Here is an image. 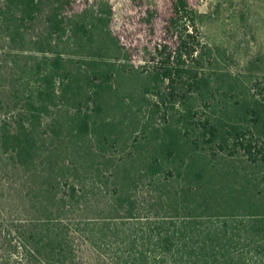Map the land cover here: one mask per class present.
I'll list each match as a JSON object with an SVG mask.
<instances>
[{"label": "trees", "instance_id": "16d2710c", "mask_svg": "<svg viewBox=\"0 0 264 264\" xmlns=\"http://www.w3.org/2000/svg\"><path fill=\"white\" fill-rule=\"evenodd\" d=\"M198 3L3 1L11 41L44 24L32 41L41 57L20 78L23 108L0 123L2 153L49 174L28 194L42 227L23 225L21 263L264 264V188L220 166L244 156L264 167V79L231 72L224 51L201 42ZM65 138L106 164L122 154L105 215L121 220L67 223L83 183L73 164L44 165ZM142 182L143 204L130 190Z\"/></svg>", "mask_w": 264, "mask_h": 264}, {"label": "rangeland", "instance_id": "374dc122", "mask_svg": "<svg viewBox=\"0 0 264 264\" xmlns=\"http://www.w3.org/2000/svg\"><path fill=\"white\" fill-rule=\"evenodd\" d=\"M3 1L0 0V6ZM198 12L201 14L200 40L208 46L224 51V67L231 72L242 74L248 80L249 76L264 79V0H199ZM31 26L24 34L23 43H19L11 41L9 31L0 23V123L4 118L22 110L24 100L19 101L17 97L21 98L26 90L21 86L20 78L24 76L23 72L28 69L27 66L33 65L41 57L35 51L32 41L44 29L43 18L40 17ZM57 114L55 112L52 116L56 117ZM51 119L46 117L42 128H46ZM64 140L60 146L56 145L55 153L44 165L60 164L62 161L66 165L73 164L77 168L76 174L79 175L77 180L83 183L80 190L83 197L78 204H74L67 223H101L107 212L116 205L112 181L108 179L113 178L109 174L112 169H116L122 154L112 156L110 164H106L105 159L93 158L85 153L83 147L74 152L72 145L67 142L68 138ZM220 166L230 172L236 183L245 184L244 179L250 178L255 179L250 180L254 185L258 183L260 188H264V167L260 164H252L246 157L239 156L221 162ZM34 171L19 166L0 150V264H28L26 259L23 263L19 261L23 254L21 248L26 244V238L21 239L19 233L23 230V225L37 224L40 229L42 227L41 223H35L38 214L28 194L49 174L43 172L41 176H37ZM121 174L122 172H118L116 178H120ZM142 183V186L139 183L130 186L132 193L138 195L141 204L142 196H147V190L150 188L147 183ZM170 185L171 182L158 186L166 191L173 189ZM173 186L174 189L177 188V184L174 183ZM176 190L180 191L179 187ZM38 200L39 196L35 198L36 202ZM124 207L126 208L125 205ZM171 212L169 204L163 205V215ZM111 217L113 215L110 213L104 221L111 225L113 221L120 219ZM138 223L140 222L135 219L130 220L125 226L129 227L128 233L135 231L139 227ZM82 227L83 225H80V228Z\"/></svg>", "mask_w": 264, "mask_h": 264}]
</instances>
